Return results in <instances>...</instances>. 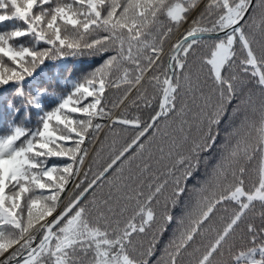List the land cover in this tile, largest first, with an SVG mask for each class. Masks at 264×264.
Listing matches in <instances>:
<instances>
[{"label":"snow or ice","instance_id":"obj_1","mask_svg":"<svg viewBox=\"0 0 264 264\" xmlns=\"http://www.w3.org/2000/svg\"><path fill=\"white\" fill-rule=\"evenodd\" d=\"M0 264H264V0H0Z\"/></svg>","mask_w":264,"mask_h":264}]
</instances>
